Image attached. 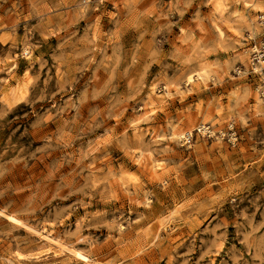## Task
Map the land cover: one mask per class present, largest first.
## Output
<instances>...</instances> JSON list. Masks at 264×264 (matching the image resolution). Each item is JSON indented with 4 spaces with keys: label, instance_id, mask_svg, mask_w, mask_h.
Returning <instances> with one entry per match:
<instances>
[{
    "label": "rangeland",
    "instance_id": "374dc122",
    "mask_svg": "<svg viewBox=\"0 0 264 264\" xmlns=\"http://www.w3.org/2000/svg\"><path fill=\"white\" fill-rule=\"evenodd\" d=\"M261 17L264 0H0V264H89L34 257L39 228L99 264H264Z\"/></svg>",
    "mask_w": 264,
    "mask_h": 264
},
{
    "label": "bare ground",
    "instance_id": "6f19581e",
    "mask_svg": "<svg viewBox=\"0 0 264 264\" xmlns=\"http://www.w3.org/2000/svg\"><path fill=\"white\" fill-rule=\"evenodd\" d=\"M245 1V0H243ZM245 3V2H244ZM248 3V2H246ZM246 6V4H245ZM219 31L220 29L217 28ZM221 32V31H220ZM255 46V45H254ZM253 49H256L255 47H253ZM252 49V50H253ZM251 61V60H250ZM253 68H257L256 64H252ZM261 69V68H260ZM205 70H201L200 72H196V74L194 75H188L186 78V81L191 84L193 83L195 80H200L203 77V74L205 73ZM26 74V73H25ZM23 77V76H22ZM22 79V78H21ZM21 81V80H20ZM26 82V81H25ZM21 85V84H20ZM19 86V85H18ZM154 86V85H153ZM152 86V87H153ZM163 87V86H162ZM151 88V87H150ZM23 90V89H22ZM153 90V89H152ZM169 90L170 87L169 86H164V91L166 94H169ZM24 91V90H23ZM256 91V90H255ZM161 94V93H160ZM11 95V94H10ZM162 95V94H161ZM257 95V99L259 98V100L261 101V95L259 93L256 92ZM163 96V95H162ZM165 96V95H164ZM154 97V96H153ZM256 99V100H257ZM156 100V99H155ZM162 100V99H161ZM149 102H153V100L150 99ZM260 103V102H259ZM145 107V106H144ZM147 107V106H146ZM146 109V108H145ZM153 109L150 110H146L144 112H142L137 118H136V122L141 123L142 121H144L147 118V115L150 111H152ZM256 111V109H255ZM258 111V110H257ZM191 124V123H190ZM206 124V123H205ZM193 124H191L192 126ZM230 125V124H229ZM173 128V127H172ZM195 128L201 130L202 132H206L209 131L208 128L202 123L199 122L196 124ZM149 131V130H148ZM171 135L175 136V137H181V138H185L186 135L190 134V129L188 128V130L182 129L181 127L179 128H173L171 129ZM211 132V131H210ZM151 133V138L154 139L156 137V133L154 132V130L150 131ZM136 156V155H135ZM137 162V164L141 165L144 169H147V171H149L151 174L156 173L158 170L163 168V164L160 162L161 159H153L152 155L150 153H148L147 155H143L140 154L138 155L137 159L135 160ZM20 222V221H19ZM22 223V222H21ZM120 226V225H119ZM37 227V226H36ZM44 227V226H43ZM33 228V227H32ZM33 232H35L37 234V236L41 239V242L43 241V246L39 247L33 254L34 257L37 258V256H39L41 253L44 252H48V251H53L55 249H63V250H68L71 253H73L76 256H80L83 261L89 263V264H99L97 263L95 260H93L92 258H90L88 255H84L82 253H80L79 251L75 250L74 248L71 247H67L65 246L61 240L59 238H57V236L55 235V233L48 229V228H39V230H35V229H30ZM35 237V236H34ZM62 239V238H61ZM64 240V239H63ZM38 246V245H37ZM40 246V245H39ZM31 250V249H30ZM61 251V250H60ZM63 252V251H62ZM64 253V252H63ZM17 255L21 256L23 255L20 252L16 253Z\"/></svg>",
    "mask_w": 264,
    "mask_h": 264
},
{
    "label": "built area",
    "instance_id": "2783aa9c",
    "mask_svg": "<svg viewBox=\"0 0 264 264\" xmlns=\"http://www.w3.org/2000/svg\"><path fill=\"white\" fill-rule=\"evenodd\" d=\"M261 22L264 23V17H261ZM260 47H255L256 49H253V62L252 64L261 63L264 59V41L261 44ZM257 92L261 95L262 98H264V78H262L261 83L256 88Z\"/></svg>",
    "mask_w": 264,
    "mask_h": 264
}]
</instances>
